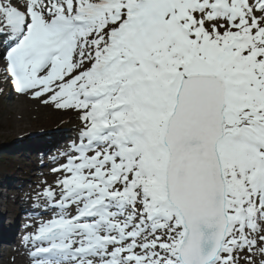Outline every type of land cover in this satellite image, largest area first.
<instances>
[{
  "label": "rangeland",
  "instance_id": "1",
  "mask_svg": "<svg viewBox=\"0 0 264 264\" xmlns=\"http://www.w3.org/2000/svg\"><path fill=\"white\" fill-rule=\"evenodd\" d=\"M203 1L150 0L146 14L138 25H126V14H119L120 11L115 8L103 22L92 26L85 35L90 47L83 56L87 55L88 60L81 63V54L78 53L80 55L74 59L76 71L64 78L58 91L48 96L53 102L46 107L47 115L38 118L23 134L27 138H34L37 135L48 137L60 133L62 137L56 142L55 149L46 155L40 150L7 146L17 139V133L6 134V127L10 126L15 111L9 105L13 98L12 92L0 77V183L4 176L11 178L9 184L0 187L2 200L8 198V202L4 201L5 209L10 211L0 220V224L5 221L6 225L8 220L15 218L17 221L10 239L0 242V264H35L29 258L31 243L40 240L39 235L53 230L55 225L63 229L48 239L53 240L58 247L68 245L76 251H81L88 241L95 239L99 233L97 228L104 235H115L114 242L106 244L104 250L100 249L88 257L93 264L103 262L105 258L102 254L116 251L115 245L125 239L121 234L125 230H130L134 238L139 236L138 251L141 254L132 257L138 261L137 264H178L176 246L181 238V228L174 214L167 207L161 206L159 201L162 151L158 146L161 121L173 103L178 67H183L187 62L208 60L224 69L231 80L232 74L236 72L234 80L237 82L232 86V94L239 112L252 105L264 107L263 81L260 83L261 79L264 80V66L255 68L260 72L259 80L255 81L250 78V66H235L236 60L240 58L238 52L224 51L218 46L207 47L202 52L192 41L193 37L198 40L200 36V31L194 35L191 30L197 27L196 12L203 10ZM206 1L209 12L201 27L203 32L219 29L218 34L230 38L238 30L247 34L245 41L254 37L264 47V7H261L264 0ZM137 2L127 0L125 4L131 6L132 3L137 5ZM44 9H48V6L45 5ZM1 21L0 29L7 31L16 22L20 23L21 19L7 12ZM21 28L15 25L12 30L17 32ZM120 31L123 34L116 42L117 55L112 57L110 65L103 69L98 79L89 75L94 67L103 64L107 48L112 45L111 39ZM78 41L84 44L80 36ZM82 73L88 77L82 79L70 92L66 91ZM130 87L133 88L132 92L124 95L123 91ZM117 88L118 99L128 102L117 107V110L123 107V111L114 113L115 108L109 107L113 102L101 100L112 97ZM57 96L63 98L59 97L56 101ZM40 101L42 99L35 102L36 107L41 106ZM63 110L69 118H60L59 113ZM116 119L118 129L114 124ZM241 131L240 125L239 135L230 143L227 154L223 153L230 184V203L238 202L244 182H252L258 187L264 175L261 171L264 153L260 151V146L264 145V130H257L254 134L246 130L242 134ZM95 141H100L101 146L96 145ZM123 143L131 149H120L124 147ZM97 155L105 159H95ZM82 160L85 169L79 171L77 166L84 165ZM143 173L148 181L140 182L138 187L136 181ZM14 199L17 202H13ZM90 204L101 217L86 211L85 214L96 221V225H92L93 220H87L86 226L78 228L83 231L75 236L69 235L73 231L64 226L66 216H51L60 211L74 216ZM27 206L34 207L36 215L23 211ZM122 206H125L124 214L136 221L131 229L128 228L129 219L123 220L117 214L118 208ZM142 214H146L147 218L142 219ZM161 215L166 226L159 234L160 237H156L150 234L149 228L155 225L153 222ZM112 222L118 226L111 227ZM240 234V230H237L236 235ZM58 235L64 239H58ZM250 235L255 236L253 233ZM259 240L261 242L249 236L247 247L239 245L246 252L240 264H264V228ZM129 255L127 253L121 257L120 262L134 264L132 259L127 261ZM229 259L225 256L217 264H227V261L230 264Z\"/></svg>",
  "mask_w": 264,
  "mask_h": 264
},
{
  "label": "water",
  "instance_id": "2",
  "mask_svg": "<svg viewBox=\"0 0 264 264\" xmlns=\"http://www.w3.org/2000/svg\"><path fill=\"white\" fill-rule=\"evenodd\" d=\"M178 80L158 136L164 152L161 202L175 210L183 229L180 264H211L229 226L220 146L238 131L236 109L229 79L211 63L187 64Z\"/></svg>",
  "mask_w": 264,
  "mask_h": 264
},
{
  "label": "bare ground",
  "instance_id": "3",
  "mask_svg": "<svg viewBox=\"0 0 264 264\" xmlns=\"http://www.w3.org/2000/svg\"><path fill=\"white\" fill-rule=\"evenodd\" d=\"M125 1L126 0H120L121 12L126 15L129 12L132 13L131 21L141 19L146 7V2L149 0L141 2L140 5L132 6L131 8L126 6ZM116 3L117 0H97L90 4H88L86 0H41V3L38 4L35 3V0H0V23L2 22L1 19H4L5 13L14 9L22 10L25 8V11L29 14V18L32 17L29 21V25L25 27V30L22 33H17L16 35L10 33L9 36L12 37L7 41L6 35L4 37L1 36L3 44L5 45L4 48H6L5 53L0 54V71L5 68L6 62L10 64V67L13 70H16L14 89L12 92L13 98L9 103L15 113L11 116L10 126L6 127V134H11V132L17 133V139H15L13 143H9V145H7L8 147L40 150L43 151L44 155L55 149L54 146L56 145V142L62 137L60 133L52 134V136L48 137L37 135L35 136L36 138H27L26 136H23V134L28 128L32 127L33 122L38 120V118L47 115L48 112L46 107H49L53 102L48 99V96L50 94L53 95L56 90L58 91L60 83L64 78L68 75H72L74 73L73 71H76L74 59L81 54L80 58L82 62L88 60V56H83V54L86 53V49L90 47L87 44V38L85 37L86 33L91 29L89 26H94L96 23L103 22L105 18H103L102 15L105 16L108 14L110 9L114 7ZM44 4L51 7V13L53 14L52 17L47 14L40 18V15L37 14L36 11L38 9H43ZM58 6L65 7L68 13H63L64 11L59 9ZM34 12H36V15L33 17L32 14ZM101 12L103 14H101ZM81 20L88 23V26H82L80 24ZM62 21H66V24L63 25ZM66 26H76L79 28V36L84 44L81 45L77 42L78 39L76 37L78 34H76L70 45H60L64 49L56 58H51V54L54 52L53 50L47 51L46 53H48V56L45 57L41 63H38L33 55L34 52H38L40 47L47 45L48 42H51L54 39L55 28L61 29ZM121 35L122 33L119 32L115 37V44ZM107 50V56L105 57L103 64L100 67L93 68L89 75L96 76L97 79L100 77L101 69L110 62L111 56H114L116 53V48L113 46L109 47ZM4 56L7 57L4 58ZM87 77V74L82 73L79 75V78L67 88V90L74 89L78 82ZM59 97L63 98V96H57L55 100L57 101ZM39 99H42V102L40 101L41 106L36 107L35 102L39 101ZM59 114L60 118H69L64 110ZM44 155L39 156V158L44 157ZM10 182L11 178L9 176H4V180L0 183V187L5 186V184H9ZM35 184H37V182ZM1 192L2 191H0V220L10 212H8V209H5L8 198L6 197V200H2ZM14 201L17 202L16 199H14L13 202ZM67 215V213L61 211L51 214V216L54 217ZM4 223L5 221L3 224H0V242L9 240L12 231L16 229L15 219L8 220L6 225L9 226L11 224L8 228ZM77 224V221H71L68 223V226L75 228ZM39 239L40 240H35V242L31 244V247L47 245L51 242L52 252L50 254L40 253L32 255V260L35 259L34 261H36L37 259H45V264L50 263L47 260H55L57 261V264H79L78 260L80 256L83 255L81 252H74L68 246L64 248L55 246V243L52 242L53 240L46 237L45 232L39 237ZM65 248L66 258L63 260L58 255L63 253ZM80 259L83 264H86L83 257Z\"/></svg>",
  "mask_w": 264,
  "mask_h": 264
},
{
  "label": "trees",
  "instance_id": "4",
  "mask_svg": "<svg viewBox=\"0 0 264 264\" xmlns=\"http://www.w3.org/2000/svg\"><path fill=\"white\" fill-rule=\"evenodd\" d=\"M209 42H215L216 43V45H218V44H220V43H227V39L226 38H223L222 36H219V34H212V35H210L209 36ZM257 47H256V43H252V44H250L249 46H245L244 47V53H246L244 56H243V58H242V61L239 63V64H244L245 63V61H247V63L248 62H250V61H252L251 59H252V55H256V51H255V49H256ZM256 61H259V62H262V63H264V58H263V55H261L260 56V54H258L257 55V57H256ZM254 79H255V81H258L259 80V78H260V75L259 74H256V72L254 71ZM262 81H264L263 79H261V81H260V83L262 82ZM263 83V86H264V82H262ZM262 108H264V107H262ZM254 110V113L255 114H260L261 112H259V111H255V109H253ZM264 110V109H263ZM227 150H226V147H224V152H226ZM250 188H251V185L250 184H247V185H245V188H244V191H249L250 190Z\"/></svg>",
  "mask_w": 264,
  "mask_h": 264
}]
</instances>
